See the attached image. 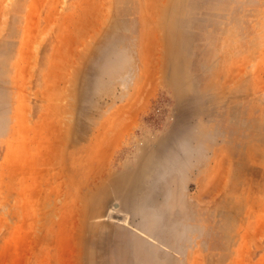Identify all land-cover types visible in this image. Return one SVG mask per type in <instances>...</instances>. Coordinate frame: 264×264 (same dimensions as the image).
<instances>
[{"label":"rangeland","instance_id":"374dc122","mask_svg":"<svg viewBox=\"0 0 264 264\" xmlns=\"http://www.w3.org/2000/svg\"><path fill=\"white\" fill-rule=\"evenodd\" d=\"M0 264H264V0H0Z\"/></svg>","mask_w":264,"mask_h":264},{"label":"water","instance_id":"95a60500","mask_svg":"<svg viewBox=\"0 0 264 264\" xmlns=\"http://www.w3.org/2000/svg\"><path fill=\"white\" fill-rule=\"evenodd\" d=\"M113 217L116 218V219H119V220H122L123 219V216L117 215V214H114Z\"/></svg>","mask_w":264,"mask_h":264}]
</instances>
